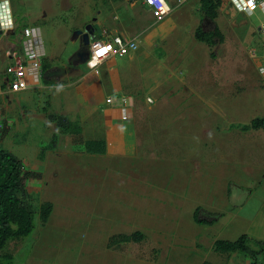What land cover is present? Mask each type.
<instances>
[{
    "label": "rangeland",
    "instance_id": "1",
    "mask_svg": "<svg viewBox=\"0 0 264 264\" xmlns=\"http://www.w3.org/2000/svg\"><path fill=\"white\" fill-rule=\"evenodd\" d=\"M180 2L171 7L174 17L189 10L193 19L201 21L203 15L196 9L199 0ZM225 5L230 6L226 2ZM221 13L219 11L222 20ZM229 17L236 22L238 34L241 32L243 37L250 18L234 10ZM41 30L45 41V27L41 26ZM81 42V39L75 42L68 40V48L63 55L47 56L46 63L50 66L81 67L82 55L69 60V53L75 51ZM183 43L180 54L186 53V56L173 72V79L177 82L175 89L161 91L159 97L156 91H141L143 99L146 95L156 98L150 105L155 106L156 116L163 118L157 122L156 129L152 127V134L166 141L165 147L176 155L166 154L167 157L159 158L156 152L149 157L141 151L129 154V157L84 155L83 147L75 145L71 135L60 132L56 123L46 116L50 111L46 108V89L41 93L39 90L31 92L26 100L22 99L21 116H10L16 120L10 119L9 127L4 131L0 129V147L21 158L25 168L33 172L26 180V188L33 196L34 205L50 201L53 209L45 223L40 221L36 212L32 233L10 242L30 243L25 251H38L43 256L40 257L42 260L38 259L40 263H47L55 255L63 256L60 252L91 259L87 264H93L99 258L104 262L106 252L119 258L127 257L129 262L133 257L135 264H148L147 261L154 262L152 264H202L203 259L215 264L251 263L243 253L214 251L212 243L218 238L235 240L245 233L249 246L257 250L259 247L254 241L264 240V132L242 131L239 127L256 116H264V80L258 78L256 86H251V80H255L253 72L248 71L242 76L243 73L237 72L238 67L232 68L228 74H218L215 65V74L207 73L205 61L210 58L212 63L213 58L208 46L195 41L200 54L192 62V50L185 40ZM216 48L214 52L218 53L222 46ZM214 64L219 65V62ZM246 65L247 68L251 66L248 57ZM55 72L60 71L56 69ZM68 78L63 73L57 81ZM162 80L163 77L160 83ZM160 88L163 90V85ZM175 98V103H168ZM0 111L3 113L1 106ZM164 129L174 130L173 136ZM123 162L144 165L146 170L142 175L133 171V176L112 170L124 165ZM170 166H175L170 170L172 175L182 180L180 190L174 196L176 216L173 220L177 222L170 224L178 230L170 232V245L184 255L183 258L163 255L159 259V249L155 247L157 237L150 230L155 225H164L160 223L163 219L160 199L163 195L168 197L170 192L152 180L159 173L162 176L166 171L164 167ZM115 177L123 182L116 181ZM196 206L205 213L217 214L218 219L210 225L196 223L192 216ZM135 230L147 236L143 234V240L139 242L107 247L112 234ZM180 232L186 233L187 237L178 238ZM196 239L198 242L203 239L201 246L192 243ZM41 240L54 244L48 249H36L37 241ZM96 253L101 254L98 256ZM257 264H264V251L257 257Z\"/></svg>",
    "mask_w": 264,
    "mask_h": 264
},
{
    "label": "crops",
    "instance_id": "2",
    "mask_svg": "<svg viewBox=\"0 0 264 264\" xmlns=\"http://www.w3.org/2000/svg\"><path fill=\"white\" fill-rule=\"evenodd\" d=\"M8 1L17 31L20 26L32 25L39 27L45 52L42 59V69L44 62L47 64L45 61L47 56L55 58L63 55L68 48V40L75 42L81 39L83 41L75 51L73 50L69 53V60L81 55L84 58L82 47L85 44L82 34L87 29L89 31V42L87 44L88 52L85 54L86 57L89 53L90 41L108 39L114 35L135 39L138 47L127 55L108 57L92 71L88 70L85 62L82 63L81 67L71 65L62 67L60 64L58 66H50L47 64L49 67L46 70L43 69L40 84L24 91L9 92L2 83L0 86V106L3 113L0 111V119H2L0 129L4 131L5 128L9 127L11 124L10 119L16 120V117L10 116H21L20 105L22 99L26 100V96L30 95L31 92L39 90L41 93L42 90L46 89V95L48 96L46 108L48 111L50 110V113L46 112V116L54 114L56 116H65L71 121H77L81 127L82 137L85 140L104 141L106 143V151L104 153L85 152L84 155L122 157L140 151L143 155L149 157L156 152L159 154V158L167 157L166 154L176 155L174 151H171L172 149L165 147L164 143L166 141H162L152 134V127L156 129L157 122H161L163 118L156 116L155 106L150 105L151 101L156 100V98L151 99V96L146 95L143 99L141 91L143 89L156 91L159 97L161 91L171 92L175 89L177 82L173 79V72L182 64L183 56L186 54H180L182 46L185 45L182 42L185 40L186 44L190 46L192 62H195L200 54V48L195 44L197 40L194 36L199 19H193L189 15V10H185V13H181L177 17L172 15V11L165 18L157 20L152 15L151 8L145 5L142 0ZM167 1L171 7H175L177 2L187 0ZM225 2L230 6L226 7ZM196 9L200 10V0ZM232 10L250 18V25L243 37L240 35L241 32L238 34L236 22L230 20L229 16ZM219 11L222 12V20L219 17ZM217 12L216 23L224 35V41L212 46L207 45L208 51L213 52L212 63L209 62L210 58L205 61L207 73L215 74V65L218 67V74H228L232 68L238 67L237 72L239 74L243 73L242 76H245L248 71L250 73L253 72L255 80L250 78L251 86H256L258 78L264 80V14L259 9L251 15L238 12L228 0L224 2L221 0ZM19 21L24 23L20 24L21 22L19 23ZM41 26L45 27V41L42 37ZM7 45L8 41L0 37V78H3L4 66L8 62L5 56ZM218 45L222 46V48L218 50V53H215L214 50L217 49ZM204 53L207 54L208 52ZM221 53L223 54L221 55ZM247 57L251 62L249 68L246 65ZM215 61H218L219 65L214 64ZM56 69H59L60 72H55ZM63 73L66 78H70L58 82L59 76ZM161 77H163V80L160 83ZM172 80L174 81V86L172 85ZM160 84L163 85V90L160 88ZM195 86H198V84ZM121 95L129 97V104L125 109L121 107L117 99ZM50 96L53 97L50 98ZM108 96L115 98L113 103H106L105 100ZM171 102L175 103L176 98L168 101V103ZM52 108H55V110H52ZM98 109L100 112H97ZM166 131H168L167 133L170 136H173L174 130ZM152 138L155 139V142ZM154 145L158 146V148L155 149ZM123 164L119 168H110L117 173L129 176H133V171L142 175L143 171L146 170L144 165H137L133 162H123ZM174 168L175 166L164 167L166 171L163 172V175L161 176V173L158 174L162 179L158 176L153 180L151 179L160 187L168 188L170 192L167 194L168 197L163 195L160 199L161 203L159 206L163 210V219L160 223H164V225L161 227L155 225L150 230L153 236L157 237L155 247L159 249V259L163 255L179 258H183L184 255L181 251H175V248L170 245L172 240L169 234L175 229L170 224L176 221L173 220L176 216V209H174L176 200L174 196L177 195L180 190V184H182L181 178L178 180L177 175H172L170 170ZM113 179L123 182L119 177ZM201 213L206 216H217L218 219L217 214L203 211ZM182 236L187 237L186 233L180 232L178 238H182ZM198 241L197 239L192 240V243H195L196 246H201L203 239L200 242ZM10 244L11 246H9ZM52 244L54 243L46 240L37 241L38 247L36 246V249H48ZM27 245H30V243L9 242L4 252L0 253V264H87V260L88 262L92 261L86 257L80 258V254L79 256H73L71 255L73 253L60 252L63 256L55 255V257H50L47 263H40L38 259L43 256L38 251H25ZM96 254L99 256L101 253ZM106 255L110 257L112 254L111 252H106ZM98 256L95 257L97 258ZM107 256H105L104 262L99 258L95 259L96 261L93 264H135L136 261L133 257H131L129 262L126 260L127 257L119 258L112 255L111 258H108ZM147 263L152 264L154 262L147 261ZM202 264L215 263L214 261L203 259Z\"/></svg>",
    "mask_w": 264,
    "mask_h": 264
},
{
    "label": "trees",
    "instance_id": "3",
    "mask_svg": "<svg viewBox=\"0 0 264 264\" xmlns=\"http://www.w3.org/2000/svg\"><path fill=\"white\" fill-rule=\"evenodd\" d=\"M221 0H200V11L203 15L200 24L195 28L194 36L197 41L212 46L224 41V36L216 23L217 9ZM84 57L88 52V46L82 47ZM213 55V52L210 53ZM49 66L43 64L46 70ZM51 120L56 123L60 132L69 134L75 145L82 146L83 150L90 153H104L106 143L104 141L85 140L82 137L81 127L77 121H71L65 116L49 114ZM241 130H263L264 117H254L247 124L239 126ZM33 175V172L26 169L22 159L11 151L0 147V251L5 250L7 244L12 240H18L30 235L34 229V215L37 212L42 223H45L53 209L50 201H43L34 205L33 196L27 191L26 180ZM193 220L202 225H210L217 216H206L196 207L193 211ZM143 240V233L135 230L131 233H115L108 238L107 246L127 242H139ZM259 247L253 250L249 246V238L243 233L235 240L215 239L213 250L219 253L239 252L251 259L250 264H257V257L264 251V240H255Z\"/></svg>",
    "mask_w": 264,
    "mask_h": 264
},
{
    "label": "built area",
    "instance_id": "4",
    "mask_svg": "<svg viewBox=\"0 0 264 264\" xmlns=\"http://www.w3.org/2000/svg\"><path fill=\"white\" fill-rule=\"evenodd\" d=\"M151 8L152 15L161 20L172 11L167 0H142ZM238 12L251 15L258 9L264 14L263 0H228ZM11 6L8 0H0V37L8 41L5 56L8 62L4 66L3 83L9 92H20L40 84L43 75L42 59L44 46L41 32L37 26H24L16 32ZM14 39H11V38ZM135 39L123 38L119 35L108 39L92 40L85 65L89 71L100 66L111 56H124L137 49ZM118 101L123 109L129 104V97L119 96ZM149 99V98H148ZM115 98L108 96L106 103L111 104Z\"/></svg>",
    "mask_w": 264,
    "mask_h": 264
},
{
    "label": "water",
    "instance_id": "5",
    "mask_svg": "<svg viewBox=\"0 0 264 264\" xmlns=\"http://www.w3.org/2000/svg\"><path fill=\"white\" fill-rule=\"evenodd\" d=\"M88 33H89V31H88V29H87V31H85V32L82 34L83 39H84V44H85V45H87L88 42H89V40H88ZM85 60H86V56L82 59V62H85Z\"/></svg>",
    "mask_w": 264,
    "mask_h": 264
}]
</instances>
